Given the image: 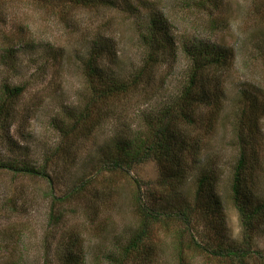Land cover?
<instances>
[{"label":"rangeland","instance_id":"obj_1","mask_svg":"<svg viewBox=\"0 0 264 264\" xmlns=\"http://www.w3.org/2000/svg\"><path fill=\"white\" fill-rule=\"evenodd\" d=\"M77 1L0 0V98L7 85L25 89L15 105L10 135L2 137L0 132V163L17 160L45 167L53 182L51 187L40 178L0 169V264H62L72 232H79L84 241V264H109L110 251L124 245L139 228L137 209L144 203L161 212L191 205L193 222L199 221L204 209L195 192L207 163L218 178L215 192L209 198L205 195V202L220 198L221 211L206 210L192 232L210 248L223 243L225 248L243 246L264 255V214L245 220L231 198V181L244 145L250 158L245 175H252L251 196L240 203L247 215L264 204V0H222L214 17L227 21L224 28L212 26L210 13L199 11L192 0H115L113 9ZM152 12L163 14L166 21L171 52L165 51V64L153 75L145 74L135 92L114 99L112 106L101 105V112L95 110L94 130L90 125L80 127L83 135L70 146L72 138L62 136L60 127L73 126L69 115L84 107L90 53L105 50L100 67L118 80L126 79L141 69V35L148 32ZM216 44L233 49L234 61L223 74H208L206 86L215 97L200 107V126L193 130L200 143L186 162L190 169L186 185L169 195L160 184L155 159L129 174L94 176L103 152L145 132L151 115L170 111L188 79V51ZM253 100L259 105V121L255 124L249 112L241 124V110H250ZM239 133L244 143H239ZM89 176H94L91 187L61 204L63 219L51 223L52 192L64 197ZM179 231L175 223L153 224L147 245L155 254L150 262L137 264H181L175 250ZM185 262L220 264L193 251L185 252ZM247 263L259 264L257 254Z\"/></svg>","mask_w":264,"mask_h":264},{"label":"trees","instance_id":"obj_2","mask_svg":"<svg viewBox=\"0 0 264 264\" xmlns=\"http://www.w3.org/2000/svg\"><path fill=\"white\" fill-rule=\"evenodd\" d=\"M199 11H208L209 17L213 25L217 28H224L227 25L226 20H219L218 15L214 17V12L218 13L222 7V0H192ZM87 6H99L102 8H116L115 0H85L82 1ZM80 0L77 1V4ZM133 9V7H131ZM260 12V10H257ZM149 20L146 29L147 34L141 35V44L143 48V59L141 69L129 74L126 79L118 80L113 74H109L106 69L100 67L99 59L107 53L105 50L98 51L93 49L90 53L88 61L85 63V71L88 83V94L85 98L84 107L78 112L69 115L71 120H74V125L61 128L60 132L65 138L71 137L70 146H74V139H80L83 135L82 128L90 125L89 129L94 130L95 123L93 115L95 110L101 112L102 107L112 106L114 99L118 97L128 96L131 92H135L141 83L145 74L153 75L157 67L165 64V51L170 39L163 14L152 12L148 16ZM214 27V28H216ZM145 29V28H144ZM187 50V49H186ZM190 65L188 67V79L178 99L170 106V111L165 109L151 115L145 132L136 133L130 138L119 141L111 150L103 152L97 162L94 176H98L104 172H120L130 173V170L137 166L148 162L151 159L157 160L161 174L160 184L168 194L172 195L179 191L188 182L190 169H187L186 162L191 155V151L197 149L200 140L199 135L194 133V129L199 128V111L200 107L205 103H210L209 99L214 100V92L209 89L206 84L210 79L209 75L223 74L227 67L232 65L233 49L227 46L220 45H200L188 51ZM209 74V75H208ZM208 76V77H207ZM211 82V80H210ZM3 96L0 98V132L4 133L1 136H9L10 130L15 123L16 108L15 105L24 93L23 87L3 88ZM250 105V110L245 108L241 111L243 116L240 117L241 124L244 118L250 112L253 120L259 121L258 108L256 100ZM106 109L102 114L107 112ZM251 120V119H250ZM256 126V125H255ZM82 127V128H80ZM133 135V134H132ZM199 137V138H197ZM242 135L238 134L239 143L244 141ZM244 143V142H243ZM105 149V148H104ZM250 158L246 154L244 145L240 147V157L235 169L234 177L231 181V198L235 205L238 206V211L246 220L252 219L258 214H264V204L256 207L251 214H246V208L243 207L240 201L243 198L251 196L249 191V181L252 175H245ZM207 167L201 171L198 177L197 189L195 196L197 203L202 206L203 218L206 217V210L210 213L218 214L221 209V200L218 197L213 198L210 202H205V195L209 198L216 189L217 175L212 170L209 163ZM0 169H7L15 173L24 174L29 177L40 178L53 186L50 175L47 170L29 163H18L17 160H11L7 164L0 163ZM253 174V173H252ZM82 179L72 192L64 197H57L52 192V204L50 222L56 224L63 219L64 209L61 207L64 202L70 201L75 195L84 193L88 187H91L92 177ZM137 201L141 203V197L138 195ZM199 201V202H198ZM61 205V206H60ZM208 206V207H207ZM56 209H59L58 211ZM212 209V210H211ZM138 213L141 214L139 228L128 241L121 246H117L114 251H110L107 255L109 264H129L131 260L135 264L137 262H150L155 254V249L148 247L147 242L150 240L152 225L163 221L165 224L175 223L180 226L178 235V243L175 246L177 259L181 264L185 262V252L193 251L200 254H206L209 257L219 260L220 264H248L247 261L256 256L260 260L259 264H264V255L256 250L244 248L243 246H227L223 243L219 248H210L205 243L196 238L192 232L194 214L192 206L188 205L180 209H174L173 212L158 211L149 207L145 203L138 207ZM202 218V219H203ZM221 215L214 217L211 223H217ZM201 219V220H202ZM248 231V225L245 227ZM210 233V231H208ZM190 238L189 241L186 239ZM64 260L62 264H84V241L79 232L69 234L65 242ZM260 257V258H259Z\"/></svg>","mask_w":264,"mask_h":264}]
</instances>
